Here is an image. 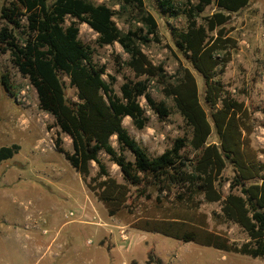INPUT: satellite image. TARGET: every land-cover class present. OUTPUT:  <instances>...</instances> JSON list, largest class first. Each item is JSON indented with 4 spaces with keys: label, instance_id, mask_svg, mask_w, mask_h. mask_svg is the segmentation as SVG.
<instances>
[{
    "label": "trees",
    "instance_id": "trees-1",
    "mask_svg": "<svg viewBox=\"0 0 264 264\" xmlns=\"http://www.w3.org/2000/svg\"><path fill=\"white\" fill-rule=\"evenodd\" d=\"M48 1L5 0L0 6V51L10 53L13 66L34 87L39 108L49 113L58 127L54 148L69 161L107 214L115 216L126 207L131 187L173 194L175 201L187 208L197 207L201 200L219 202L220 212H212L213 219L238 225L246 233V241L230 240L184 214L144 217L132 225L178 240L264 258V161L246 136L250 132L247 108L219 78L237 45L225 24L231 13L250 0H157L162 14L185 19L184 27L172 29L171 34L178 51L203 78L209 118L193 73L180 66L176 74L168 75L162 64H154L143 51L142 45L160 40L156 18L144 0H118V10L90 0ZM210 5L216 10L203 15ZM125 14L129 26L122 30L113 17ZM80 22L97 34L99 46L117 42L128 54L123 65L133 77L124 79L120 95L112 87L114 77H103L105 67L94 62L92 51L79 38ZM61 75L76 89L77 100L66 98ZM151 80L160 84L164 96L171 97L190 129V135L176 137L170 147L155 156L122 123L129 117L137 129L146 126L148 116L140 98L160 119L170 115L167 103L150 94ZM1 83L11 90L7 72L1 73ZM211 123L219 143L208 142ZM60 134L69 136L70 151L63 147ZM112 136L117 146L112 144ZM18 149V144L1 146L0 162ZM101 153L118 166L122 180L111 175ZM92 162L97 167L94 175L90 174ZM227 162L233 167V176L223 195L217 181ZM130 264L138 263L131 260ZM145 264H163V260L150 249Z\"/></svg>",
    "mask_w": 264,
    "mask_h": 264
},
{
    "label": "rangeland",
    "instance_id": "rangeland-1",
    "mask_svg": "<svg viewBox=\"0 0 264 264\" xmlns=\"http://www.w3.org/2000/svg\"><path fill=\"white\" fill-rule=\"evenodd\" d=\"M90 1L119 9L118 0ZM4 2L0 0V6ZM144 3L156 18L160 40L142 45L143 51L154 64H162L168 75L176 74L180 66L193 73L200 102L209 118L203 78L178 51L171 34L172 29L184 27V17L162 14L157 0H144ZM214 10L216 7L210 5L202 14ZM128 18L126 14L113 17L122 30L128 28ZM78 27V36L92 51L94 62L105 67L103 77L106 80L114 77L112 87L120 95L119 87L124 79L133 77L123 65L128 54L117 42L99 46L97 34L85 22L78 23ZM225 28L237 45L231 50L230 60L219 78L232 96L247 108L246 124L250 132L246 136L264 161V0H250L247 6L231 13ZM2 72L10 76V91L1 83ZM61 79L66 98L77 100L76 89L69 84L68 77L61 75ZM148 90L153 98L167 103L170 115L160 119L148 108L145 99L140 98L148 116L146 126L137 129L129 117H124L122 123L130 135L155 156L170 147L176 137L190 135V129L171 97L161 92L160 84L151 80ZM211 126L208 142L219 143L212 123ZM57 133L54 118L39 108L34 87L13 66L10 53L0 51V147L19 145L12 157L0 162V264H130L131 260L145 264L150 249L162 258L163 264H264V258L182 241L132 225L144 217L184 214L189 220L205 224L230 240L246 241L247 235L238 225L221 218L213 219L212 212H220L219 202L201 200L197 207L187 208L176 202L173 194L163 192L160 195L154 188L131 187L126 207L117 215L109 216L69 161L54 148ZM60 136L63 147L70 151L69 136ZM111 142L117 146L115 136L111 137ZM126 153L131 158L130 153ZM100 156L111 175L122 180L118 166L110 162L105 153ZM96 170L92 162L90 174L94 175ZM232 176L233 167L227 162L217 181L223 195L228 192ZM110 229H113L112 234ZM121 232L126 234L125 239ZM128 233L134 234L131 242ZM138 236L151 242H138Z\"/></svg>",
    "mask_w": 264,
    "mask_h": 264
},
{
    "label": "crops",
    "instance_id": "crops-1",
    "mask_svg": "<svg viewBox=\"0 0 264 264\" xmlns=\"http://www.w3.org/2000/svg\"><path fill=\"white\" fill-rule=\"evenodd\" d=\"M110 230H111L110 233L112 234V233H113V232H112L113 229H110ZM118 236H119V234H117V237H118ZM127 236H129V238H130V242H131V240H132L133 238H135V237H134V234H132V233H128ZM135 236H137V235H135ZM116 239H117V238H116ZM136 240H138V242H142V243L144 242V243H145V241H146V240H149V239H147V238L145 239L144 237H140V238H139V236H138V239H136ZM152 240H155V241H156V239H152ZM117 241H120V240L117 239ZM149 241L151 242V240H149ZM145 244H146V243H145ZM129 245H130V243H129ZM125 247H127V245H126ZM122 248H124V247L122 246ZM125 264H126V263H125ZM138 264H140V263L138 262Z\"/></svg>",
    "mask_w": 264,
    "mask_h": 264
},
{
    "label": "built area",
    "instance_id": "built-area-1",
    "mask_svg": "<svg viewBox=\"0 0 264 264\" xmlns=\"http://www.w3.org/2000/svg\"><path fill=\"white\" fill-rule=\"evenodd\" d=\"M121 234H122V237L125 239L126 238V234L123 233V232H121Z\"/></svg>",
    "mask_w": 264,
    "mask_h": 264
}]
</instances>
